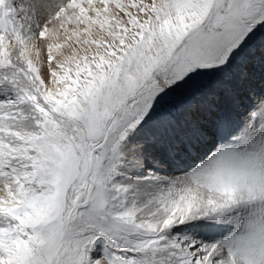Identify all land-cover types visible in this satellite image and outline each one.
<instances>
[{
    "label": "snow or ice",
    "instance_id": "6c2138e0",
    "mask_svg": "<svg viewBox=\"0 0 264 264\" xmlns=\"http://www.w3.org/2000/svg\"><path fill=\"white\" fill-rule=\"evenodd\" d=\"M0 264H264V0H0Z\"/></svg>",
    "mask_w": 264,
    "mask_h": 264
}]
</instances>
